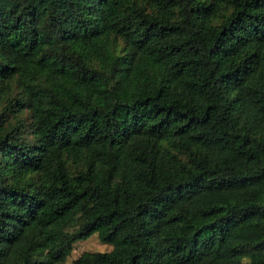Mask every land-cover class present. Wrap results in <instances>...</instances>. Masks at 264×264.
I'll return each instance as SVG.
<instances>
[{"label": "trees", "instance_id": "1", "mask_svg": "<svg viewBox=\"0 0 264 264\" xmlns=\"http://www.w3.org/2000/svg\"><path fill=\"white\" fill-rule=\"evenodd\" d=\"M264 264V0H0V264Z\"/></svg>", "mask_w": 264, "mask_h": 264}, {"label": "rangeland", "instance_id": "2", "mask_svg": "<svg viewBox=\"0 0 264 264\" xmlns=\"http://www.w3.org/2000/svg\"><path fill=\"white\" fill-rule=\"evenodd\" d=\"M109 249V244L100 242L97 239L95 233H92L85 239L73 242L72 249L66 256L64 264H69L70 260L78 255L81 251H107Z\"/></svg>", "mask_w": 264, "mask_h": 264}]
</instances>
